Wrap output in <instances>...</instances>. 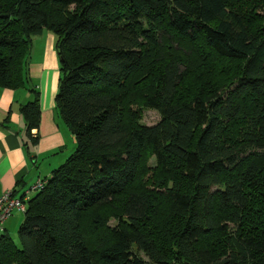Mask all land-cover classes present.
Returning <instances> with one entry per match:
<instances>
[{"label":"trees","instance_id":"obj_1","mask_svg":"<svg viewBox=\"0 0 264 264\" xmlns=\"http://www.w3.org/2000/svg\"><path fill=\"white\" fill-rule=\"evenodd\" d=\"M263 5L0 0V86L32 93L30 137L28 56L55 32L77 144L28 202L21 246L1 235L0 264H264Z\"/></svg>","mask_w":264,"mask_h":264},{"label":"crops","instance_id":"obj_2","mask_svg":"<svg viewBox=\"0 0 264 264\" xmlns=\"http://www.w3.org/2000/svg\"><path fill=\"white\" fill-rule=\"evenodd\" d=\"M55 40L47 29L33 38L32 52L34 47H39L40 51L46 46L47 53L43 62L30 63L29 66L32 82L38 84L40 81L38 88L42 111L40 125L30 132V137L21 107L33 100L32 93L27 88L0 86V197L9 190H17V197H22L26 192L32 193L31 189L38 181L50 178L53 171L76 150L75 136L56 107L59 79L56 82L57 78L47 77L41 72L42 67H57L56 53L53 51ZM34 195L32 193L30 196ZM23 218L24 213L14 211L0 226V232L8 233L9 227L20 224ZM11 220V224H8Z\"/></svg>","mask_w":264,"mask_h":264},{"label":"rangeland","instance_id":"obj_3","mask_svg":"<svg viewBox=\"0 0 264 264\" xmlns=\"http://www.w3.org/2000/svg\"><path fill=\"white\" fill-rule=\"evenodd\" d=\"M263 3H264V0H263ZM259 14L263 16V8L259 11ZM50 32H51L52 36L54 38H56V40L54 41V44H53V51H54V53H56L57 67H42L41 68V72H43V75H45L47 77L50 76L51 78H57L56 82H58V79L60 80L62 75H63V72H62V69H61L62 68V64H61V60H60V57L58 55L57 47H56L58 36H57V34L55 32H53L51 30H50ZM38 48L39 47H37V48L34 47L33 52H32V49H31V52H30V54L28 56L29 57V66H30V63L32 65V64H37V62H43L44 61L45 54L47 53V51H46L47 47L45 46V48L42 49L41 46H40V48H41L40 51H39ZM32 71L33 70H32V67H31V72ZM29 75H30V72H29ZM39 83H40V81L38 82V84ZM38 84L36 82L35 83L32 82V84H30V86L36 88L39 91V93H40V90L38 88ZM142 114H143V118H142L143 125L153 126V125H157L161 121V116H160V114H159V112L157 110L144 108L142 110ZM74 142H75V140H74ZM151 165H155V161L153 159L150 160L148 167L151 168ZM15 216H16V213H15ZM24 218H23V220H22V222L20 224H16L15 223L12 226H10L9 227V231H8V234L16 242V244L18 246H21V242H20V239H19V233H18L19 232V227L23 223ZM12 220L10 222H8V224H11ZM110 225L111 226H115L116 225V221L114 219L111 220L110 221ZM230 227H231V229L235 228V226L233 224H230ZM4 233H5L4 231L0 232V237ZM141 256L145 260H148L147 257H145L143 254H141Z\"/></svg>","mask_w":264,"mask_h":264},{"label":"built area","instance_id":"obj_4","mask_svg":"<svg viewBox=\"0 0 264 264\" xmlns=\"http://www.w3.org/2000/svg\"><path fill=\"white\" fill-rule=\"evenodd\" d=\"M44 184L43 180L38 181L31 189L32 193H37ZM31 192H26L22 197L13 194V190L6 191L0 197V226L10 218L14 211L25 213L27 211L28 202L32 199Z\"/></svg>","mask_w":264,"mask_h":264}]
</instances>
